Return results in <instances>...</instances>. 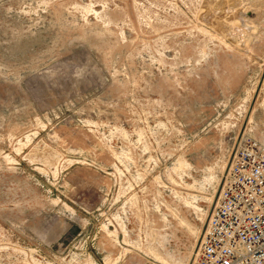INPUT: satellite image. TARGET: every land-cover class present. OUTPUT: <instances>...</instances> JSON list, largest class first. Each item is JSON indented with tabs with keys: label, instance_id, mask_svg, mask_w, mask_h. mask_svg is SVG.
<instances>
[{
	"label": "rangeland",
	"instance_id": "1",
	"mask_svg": "<svg viewBox=\"0 0 264 264\" xmlns=\"http://www.w3.org/2000/svg\"><path fill=\"white\" fill-rule=\"evenodd\" d=\"M263 84L264 0H0V264H193Z\"/></svg>",
	"mask_w": 264,
	"mask_h": 264
},
{
	"label": "built area",
	"instance_id": "2",
	"mask_svg": "<svg viewBox=\"0 0 264 264\" xmlns=\"http://www.w3.org/2000/svg\"><path fill=\"white\" fill-rule=\"evenodd\" d=\"M193 264H264V143L261 141L250 136L241 138Z\"/></svg>",
	"mask_w": 264,
	"mask_h": 264
}]
</instances>
